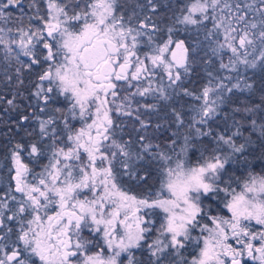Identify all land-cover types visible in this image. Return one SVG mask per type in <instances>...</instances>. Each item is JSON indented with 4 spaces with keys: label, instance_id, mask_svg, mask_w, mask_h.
Instances as JSON below:
<instances>
[{
    "label": "snow or ice",
    "instance_id": "obj_1",
    "mask_svg": "<svg viewBox=\"0 0 264 264\" xmlns=\"http://www.w3.org/2000/svg\"><path fill=\"white\" fill-rule=\"evenodd\" d=\"M0 264H264V0H0Z\"/></svg>",
    "mask_w": 264,
    "mask_h": 264
}]
</instances>
